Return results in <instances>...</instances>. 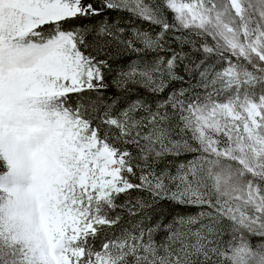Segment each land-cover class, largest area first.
Masks as SVG:
<instances>
[{"label":"snow or ice","instance_id":"snow-or-ice-1","mask_svg":"<svg viewBox=\"0 0 264 264\" xmlns=\"http://www.w3.org/2000/svg\"><path fill=\"white\" fill-rule=\"evenodd\" d=\"M0 264H264V0H0Z\"/></svg>","mask_w":264,"mask_h":264}]
</instances>
